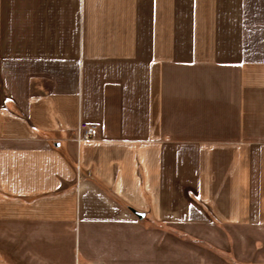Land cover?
<instances>
[{"label":"crops","instance_id":"crops-1","mask_svg":"<svg viewBox=\"0 0 264 264\" xmlns=\"http://www.w3.org/2000/svg\"><path fill=\"white\" fill-rule=\"evenodd\" d=\"M63 242L264 264V0H0V264Z\"/></svg>","mask_w":264,"mask_h":264},{"label":"rangeland","instance_id":"rangeland-1","mask_svg":"<svg viewBox=\"0 0 264 264\" xmlns=\"http://www.w3.org/2000/svg\"><path fill=\"white\" fill-rule=\"evenodd\" d=\"M128 232H131V229L128 230ZM72 247H73V242L70 243L69 247L67 248V251L65 248V242H63L62 245L58 243V245H56L55 250H54V246H52L51 249L46 251L47 261L52 262L53 260H57L58 264H60V262L61 264H73L75 259L73 256V251L71 249ZM85 264H86V260H85Z\"/></svg>","mask_w":264,"mask_h":264},{"label":"built area","instance_id":"built-area-1","mask_svg":"<svg viewBox=\"0 0 264 264\" xmlns=\"http://www.w3.org/2000/svg\"><path fill=\"white\" fill-rule=\"evenodd\" d=\"M94 131H95L94 125H90L88 123H82L78 131V137L88 138L94 134Z\"/></svg>","mask_w":264,"mask_h":264},{"label":"water","instance_id":"water-1","mask_svg":"<svg viewBox=\"0 0 264 264\" xmlns=\"http://www.w3.org/2000/svg\"><path fill=\"white\" fill-rule=\"evenodd\" d=\"M138 215H140L141 217H143L144 216V214L143 213H137Z\"/></svg>","mask_w":264,"mask_h":264}]
</instances>
